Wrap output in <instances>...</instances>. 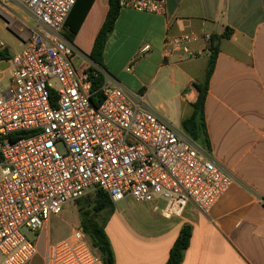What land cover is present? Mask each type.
<instances>
[{
	"label": "built area",
	"instance_id": "2783aa9c",
	"mask_svg": "<svg viewBox=\"0 0 264 264\" xmlns=\"http://www.w3.org/2000/svg\"><path fill=\"white\" fill-rule=\"evenodd\" d=\"M40 31L0 69V264H28L39 235L64 207L90 192L116 205L164 203L161 215L181 217L188 204L208 214L234 175L187 134L91 65L77 69L76 48L65 37L77 0H14ZM120 9L163 15L166 0H119ZM211 36L165 39V57L179 61L211 55ZM200 41L207 49H194ZM149 49L145 47L141 53ZM7 46L0 39V51ZM104 76L103 102L91 104L89 69ZM129 67V71L132 70ZM29 133L13 141L9 136ZM100 254L81 228L47 245L45 264H96Z\"/></svg>",
	"mask_w": 264,
	"mask_h": 264
},
{
	"label": "crops",
	"instance_id": "0c3cea01",
	"mask_svg": "<svg viewBox=\"0 0 264 264\" xmlns=\"http://www.w3.org/2000/svg\"><path fill=\"white\" fill-rule=\"evenodd\" d=\"M108 1H94L75 36L77 69L94 65L88 56L109 11ZM166 5L163 15L120 10L102 70L126 90L145 95L147 105L183 131L209 56L166 58L165 39L184 33L221 36L232 29L219 42L204 113L210 154L236 181L208 214L188 204L181 217L166 219L158 208L162 202L139 203L133 214L118 212V204L99 213L115 264H166L184 225L191 227V238L181 264H264V0H166ZM38 31L14 0H0V39L10 56ZM145 47L149 49L141 53ZM207 48L204 41L194 45ZM49 223L35 241L38 254L28 264H45L47 245L65 239L53 242ZM43 238L41 251L38 242Z\"/></svg>",
	"mask_w": 264,
	"mask_h": 264
},
{
	"label": "trees",
	"instance_id": "16d2710c",
	"mask_svg": "<svg viewBox=\"0 0 264 264\" xmlns=\"http://www.w3.org/2000/svg\"><path fill=\"white\" fill-rule=\"evenodd\" d=\"M95 0H77L73 7L65 25V37L73 44L75 36L79 32L80 26L85 20L89 10L91 9ZM109 11L106 19L95 39L92 51L89 54L90 60L98 68H104V50L107 43V39L113 27H115L116 20L119 16L120 5L119 0H109ZM232 29L227 28L221 36H213L211 38V55L206 68L205 79L203 82L195 84V88L198 92L197 101L191 105L193 107L192 115L182 121V130L193 141H195L202 148L210 152V140L207 133V127L205 122V101L207 98V91L209 86V80L213 75L215 64L219 54V42L223 38H229L232 35ZM10 58L8 51H0V62L7 61ZM90 80L92 81V95L91 104L98 108L103 102V93L101 88L104 84V76L97 74L96 68L89 69ZM30 136L29 133H16L9 136V140L13 141L22 137ZM94 200V212L96 214L101 213L104 210L113 211L115 204L111 201L109 196L102 191H95ZM83 232H85L95 249L100 254L103 264H115V257L111 247L110 240L105 232L103 223H100L94 217L84 219L80 225ZM191 238V227L184 225L179 233V236L174 243L169 259L166 264H181L185 251L187 250Z\"/></svg>",
	"mask_w": 264,
	"mask_h": 264
},
{
	"label": "rangeland",
	"instance_id": "374dc122",
	"mask_svg": "<svg viewBox=\"0 0 264 264\" xmlns=\"http://www.w3.org/2000/svg\"><path fill=\"white\" fill-rule=\"evenodd\" d=\"M7 67V61H3L0 64V69L6 71V84L10 77V73L7 71ZM94 200L95 193L90 192L87 195L83 196L81 199L66 206L59 215V217L52 218L49 223V229L51 231V240L54 242L66 238L70 235L72 229L80 227L81 222L89 217H94L102 223L104 221V218H98L99 214H96L94 212ZM139 206H141L139 203L135 202L131 198H128L127 200L118 203L117 211L126 215L133 214V212L139 210ZM163 206L164 203H161L158 208L161 209L163 208ZM23 232L30 241L35 242L37 240L38 236L32 234L27 229H24ZM45 239L46 238H43L40 242H38V247L40 246L41 251L45 244Z\"/></svg>",
	"mask_w": 264,
	"mask_h": 264
}]
</instances>
